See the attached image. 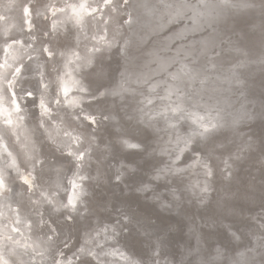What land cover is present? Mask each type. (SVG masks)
Instances as JSON below:
<instances>
[{"label": "bare ground", "instance_id": "bare-ground-1", "mask_svg": "<svg viewBox=\"0 0 264 264\" xmlns=\"http://www.w3.org/2000/svg\"><path fill=\"white\" fill-rule=\"evenodd\" d=\"M47 2L46 7L34 11L31 0H0V248L5 245L12 248L19 240L27 243H23L25 250H16L19 260L12 258L16 264L21 261L27 264H112L120 252L127 257L125 264H143V258L126 247V238L114 223L92 233L85 231L77 245L79 250L70 257L66 249L55 256V239L42 236L39 229L46 220L44 206H48L50 215L64 210L69 217V212L83 217L81 214L89 208L84 206V195L89 192L90 167L96 163L93 174L97 179L105 173V161L111 154L110 145L100 144L99 128L111 125L123 130L120 111H124L132 123L143 122L155 128L154 147L166 158L155 180L184 181V186L190 195L198 198L200 205L207 193L216 192L218 198L214 205L226 202L224 213L230 212L238 220H243L249 205L258 206L263 202L264 138L254 139L243 128V122L252 119L264 125V64L257 65L264 62V21L258 22L251 31L243 19H239L237 25L235 22L226 25L224 35L229 37L226 44L217 46L216 40L204 41L198 52H187V59H182L177 53L184 49L177 46L189 39L188 33L170 32V25H165L154 27L141 39L145 24L139 18L133 23V13L136 5L145 0ZM122 14L127 15L123 19L126 29L120 22ZM39 15L50 24V41L44 46L37 40L39 29L34 18ZM260 15L264 16V5H261ZM60 38L65 39V47L57 49L61 46ZM114 46H120L121 52L128 56L121 76L113 86L100 90L104 91L103 95L95 94L108 69L101 59H107ZM43 51L49 63L41 61ZM17 56L24 59L14 62ZM96 57L101 59L96 62ZM255 71L263 73L249 80ZM161 78L165 81L162 84L159 83ZM24 79L26 85L34 81L35 96L33 89L23 91ZM236 83L239 88L233 87ZM149 86L154 90L149 91ZM177 89L189 94L198 92L229 107L232 119L228 127L232 134L226 146L218 147L219 141L206 138L198 146L199 157L186 159L196 144L191 142L185 147L183 129L179 141L176 136L171 139L169 136L173 122L168 119L167 106L176 100L173 93ZM239 95L242 98L237 100ZM29 96H34L38 106L39 123L36 124L29 121L28 104H25ZM98 98L107 104L106 110L95 106ZM57 100L61 103L57 104ZM202 115L195 113L192 118ZM214 115L210 112L208 118ZM86 122L93 131L84 129ZM38 135L59 145L66 156L75 159L73 173L66 181L64 163H44ZM121 137L117 140L121 144L139 142L125 135ZM182 156L183 161L179 162ZM245 167H252L262 183L248 178L242 171ZM11 168L26 182L27 195L14 188ZM209 170L211 175L207 174ZM121 173H125L124 170ZM147 186L153 187V183L148 182ZM65 193L67 199L64 200L62 194ZM173 193L178 198V192ZM225 214L218 215L224 223ZM85 220L81 223L84 230ZM250 234L254 241L253 246L248 247L251 250L240 247L238 257L231 260L234 264H264L260 241L264 233L251 230ZM242 239L237 240L238 244ZM155 242V249L150 251L152 257L159 254L162 240L155 239ZM195 251L196 260L210 262L201 254L199 245ZM87 257L93 262L83 261ZM157 260L167 262L158 257L152 264H157Z\"/></svg>", "mask_w": 264, "mask_h": 264}, {"label": "water", "instance_id": "water-1", "mask_svg": "<svg viewBox=\"0 0 264 264\" xmlns=\"http://www.w3.org/2000/svg\"><path fill=\"white\" fill-rule=\"evenodd\" d=\"M47 1L31 0L32 9L36 11L46 7ZM126 16V14L120 15V22L124 29L127 28L126 22L123 20ZM34 20L39 29L37 32L38 43L44 46L50 41L48 35L50 31L49 20L44 19L42 15L35 16ZM237 24L238 20L235 21V25ZM170 28L171 25L168 30ZM64 43L65 39L60 38L59 44L61 46H57V49H61L65 45ZM127 58L128 56L121 52L120 46L111 48L107 59L95 58L96 62L101 59V63L108 68L106 77H103L97 90L105 89L104 86H113L118 81ZM41 61L49 63L44 51L41 53ZM259 64L263 65L264 62H260L257 65L260 66ZM92 68L90 69L92 70ZM241 70L243 71V69ZM113 71L117 73L115 80L111 76ZM260 73L263 72L255 71V74H252L253 77L249 78V80L257 79ZM25 81L24 79V83H22L24 85L23 91L33 89L35 96L37 87L34 81L31 80V84L27 85ZM233 87L239 88L238 83L233 85ZM262 93L264 94V91ZM241 95L236 96V99L240 100L242 98ZM33 97H27L25 104H28L26 108L30 114L29 121L36 124L39 123V115L38 106L35 105ZM95 106L101 108V110L107 109V104L101 103L100 98L96 99ZM123 112H119L123 130H118L111 125H101L99 128L98 137L100 144L103 146L110 145L111 154L107 156L105 161V173L97 179H94L96 163H93L90 167L91 175L87 181L89 192L84 195V206L86 205L89 208L85 213L81 214L83 217L81 218L80 215L71 212H69L71 214L69 217L64 210L55 215H50L48 206H44L46 208L44 211L46 220L39 229L42 236H46L42 234L44 230L51 232L47 236H53V239H55L54 255L58 256L62 250L66 249L65 253L68 257L70 255L75 256L79 250L77 245L81 243L85 231L92 233L98 228L106 227V225L112 223L117 226V229L126 238L125 241L128 243L126 247L139 255L140 258H143V264H152V260L156 261L158 257L165 258L166 264H210V262H200L195 259L197 245L201 249V254L206 255L208 260L210 256L216 255L214 249L217 245L221 246L222 250L227 251L230 260L238 257L240 247L241 249H248L249 246H253L254 241L250 234L251 230L264 233V228L259 227L258 223H264V198L263 202L258 206L249 205L248 211L244 213L245 217L243 220H238L234 214L230 212H228L229 214L224 213L223 209L226 208V202L221 204V206L214 205V201L218 198L216 192L207 193L206 200L200 205L197 201L198 198L196 199V197L190 195V192L184 186V181L177 180L176 182V180H173V183L162 179L160 181L155 180L154 176L160 168L164 167L163 163L166 162L165 156L158 152L157 147H154L153 140L157 134L156 130L150 124L143 122L132 123ZM250 126L252 127L247 128ZM243 128L249 134H252L254 139L263 140L264 125L261 126L256 121L249 119L243 122ZM84 129L93 131L89 122H86ZM145 133H148L151 137L150 148L152 150L148 151L147 154L129 148L126 143L117 142V140H121V135L140 141L144 138ZM37 138L42 145L40 151L44 163H64L66 165L67 171L64 177L66 181L68 175L73 173L75 159L70 155L66 156V153L59 145L49 142L46 137L38 135ZM101 151H104L103 147ZM107 151L110 152L109 149ZM183 158L182 156L179 162H182ZM20 162L24 166L22 157ZM121 170H124L125 173H121ZM242 171L252 181H257L259 184L262 183L261 180L256 178V171L252 167H245ZM17 175L18 173L16 174L11 168L10 176L14 188L21 189L20 191L27 195V184L19 179ZM152 175L153 177H151ZM148 182H152L153 187H148ZM173 191L178 192V198ZM62 197L64 200L67 199L66 193L62 194ZM179 198L181 200L178 201ZM84 206L82 205V208ZM221 214L226 215L224 216L227 220L225 223L218 216ZM94 215L97 218L93 217ZM84 220L86 221L85 230L81 226ZM55 221L61 223L60 225L64 224L65 227L61 228ZM234 230L243 238L239 244L236 238L229 234ZM63 239H68L67 246L59 249L57 243ZM155 239L162 240L159 248L160 256L156 254L152 257L150 251L155 249L157 243ZM260 241L263 243L261 249H264V235L261 236ZM250 250L248 249V251ZM185 257L187 260L183 259ZM83 261L93 262L88 257L84 258ZM156 263L163 264L162 261L159 263L158 260ZM217 264H220V262Z\"/></svg>", "mask_w": 264, "mask_h": 264}, {"label": "clouds", "instance_id": "clouds-1", "mask_svg": "<svg viewBox=\"0 0 264 264\" xmlns=\"http://www.w3.org/2000/svg\"><path fill=\"white\" fill-rule=\"evenodd\" d=\"M261 5H264V0H259V2L258 0H145L144 3L136 5L133 13V23L138 18L144 21L145 27L141 39L146 38L154 27L158 28L165 25H171L170 32L188 33L189 39L177 46L184 49V52H178L177 54L182 59H187L186 53L198 52L204 41L216 40L218 41L217 46L226 44L229 37L224 35L225 26H231L239 19L245 20L248 30L251 31L258 22L264 21V16L260 15ZM115 39V37L112 38L113 41ZM96 51L99 52L100 48H97ZM240 55L243 56L244 53ZM237 63H239L238 58ZM111 76L115 80L117 73L113 71ZM164 82L163 78L159 81L161 84ZM153 90L149 86V91ZM67 91V89L64 90L65 95H67ZM95 94L103 95L104 91L97 90ZM173 95L176 96V100H173L167 106L168 119L173 122L169 133L170 139L174 135L179 141L180 131L183 129L185 147H188L191 142H194L197 146L189 152L186 159L199 157L198 146L205 138L219 141L218 147L227 145L232 134L231 128L228 127V123L232 119V111L229 110L226 104L212 100L198 92L189 94L177 89ZM158 98L164 99V97ZM168 99H171V97H168ZM56 103L60 104L61 101L57 100ZM210 112L215 114L211 119L208 118ZM195 113H203V115L193 119ZM150 143L151 137L148 133H145L142 140L137 143H130L127 146L136 149L140 153L147 154L150 151ZM177 159H179V156H177ZM207 174L211 175V170ZM258 223L259 227L264 228V223ZM229 234L234 236L236 240L241 239L235 230ZM214 252L216 255L210 256V264H217V262H220V264H234L230 260L227 251L222 250L221 246L217 245ZM13 257L19 260L15 247L8 248L5 245L0 248V264H16V261L12 259ZM126 261L125 253L120 252L119 257L112 264H125ZM20 264H27V262L21 261ZM127 264H131V262H127Z\"/></svg>", "mask_w": 264, "mask_h": 264}, {"label": "rangeland", "instance_id": "rangeland-1", "mask_svg": "<svg viewBox=\"0 0 264 264\" xmlns=\"http://www.w3.org/2000/svg\"><path fill=\"white\" fill-rule=\"evenodd\" d=\"M20 59H24V57L21 58V56H20V57L17 56V58L14 59V62H16V61H18V60H20ZM17 64H18V63H17ZM59 220H60V219H59ZM55 222H56V221H55ZM57 222H58V221H57ZM57 222H56V223H57ZM58 224L60 225L59 222H58ZM61 226H62V225H61ZM63 226H65V225L63 224ZM63 226H62V227H63ZM62 227H61V228H62ZM47 232H48L47 230H44V231H42V234H44V235L47 236V235H48ZM48 233H49V232H48ZM49 234H50V233H49ZM67 241H68V239H64V240H61L60 242H58L57 244L59 245L60 248H63V247H65V246H67ZM64 242H65L66 244H65ZM23 243H24V245H28L27 243H25V242L19 240V241H17V243H15L16 245H14L15 249H16V250H18V249L25 250V248H23ZM21 244H22V245H21ZM20 246H21V247H20ZM19 247H20V248H19ZM60 248H59V249H60Z\"/></svg>", "mask_w": 264, "mask_h": 264}]
</instances>
